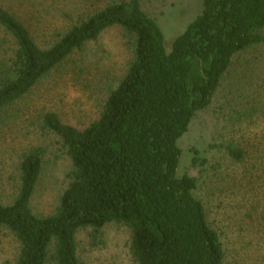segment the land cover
<instances>
[{
	"label": "trees",
	"instance_id": "obj_1",
	"mask_svg": "<svg viewBox=\"0 0 264 264\" xmlns=\"http://www.w3.org/2000/svg\"><path fill=\"white\" fill-rule=\"evenodd\" d=\"M120 28L133 59L108 95L98 119L83 129L47 111L42 126L58 136L73 166V180L53 214L37 216L30 200L41 172L38 149L19 164L20 186L0 202V228L17 238L15 264H78L75 233L110 222L130 228L138 264H220L223 248L193 194L196 179L178 175V139L196 112L209 106L233 56L264 43V0H202V9L173 40L170 51L158 23L140 0H114L73 25L49 47L0 5V29L15 43L0 76V109L25 96L73 50ZM241 160L233 144H222ZM197 158H194V160Z\"/></svg>",
	"mask_w": 264,
	"mask_h": 264
},
{
	"label": "rangeland",
	"instance_id": "obj_2",
	"mask_svg": "<svg viewBox=\"0 0 264 264\" xmlns=\"http://www.w3.org/2000/svg\"><path fill=\"white\" fill-rule=\"evenodd\" d=\"M114 0H0L29 29L41 47ZM158 23L170 51L175 37L202 9V0H140ZM264 34V29L261 30ZM132 44L117 27L73 50L22 98L0 109V202L11 204L20 186L22 157L38 149L41 172L30 200L37 216L54 213L73 180L70 156L61 140L42 126L47 111L83 129L98 119L133 59ZM15 43L0 29V76ZM2 70V71H1ZM178 175L196 179L193 194L223 248L220 264H264V43L236 53L209 106L195 113L178 139ZM222 144L240 148L235 160ZM194 158H197L194 160ZM130 228L116 222L76 233L78 264H138L131 255ZM46 264H55L51 255ZM20 244L0 228V264H15Z\"/></svg>",
	"mask_w": 264,
	"mask_h": 264
}]
</instances>
